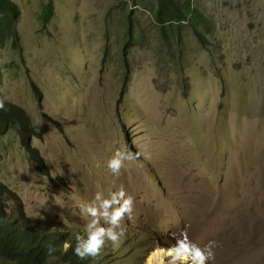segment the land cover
I'll return each instance as SVG.
<instances>
[{"label":"rangeland","instance_id":"1","mask_svg":"<svg viewBox=\"0 0 264 264\" xmlns=\"http://www.w3.org/2000/svg\"><path fill=\"white\" fill-rule=\"evenodd\" d=\"M11 1L21 49L3 52L0 98L28 113L47 170L0 136V181L25 217L85 235L79 206L123 186L127 235L100 264H148L184 231L216 242L207 264H264V0H194L208 44L189 27L165 38L155 0ZM116 150L140 153L119 176Z\"/></svg>","mask_w":264,"mask_h":264},{"label":"trees","instance_id":"2","mask_svg":"<svg viewBox=\"0 0 264 264\" xmlns=\"http://www.w3.org/2000/svg\"><path fill=\"white\" fill-rule=\"evenodd\" d=\"M155 1L157 9L152 14L165 38L171 32H178L176 27H189L202 44L209 43L207 38L213 34L214 23L194 0ZM49 11L54 14L52 7ZM49 11L45 12L44 21L51 18ZM20 16L18 4L11 0H0V88L4 79V50L9 44L15 51L21 49L16 30ZM131 40L126 41L127 44ZM33 88L40 97L39 88L35 84ZM8 131L16 132L21 148L28 153L36 167L47 175L43 158L32 142L34 138H41V135L33 126L26 110L14 103H7L0 109V136ZM78 235L81 234L42 227L33 219L26 218L20 196L0 181V264H100L98 255L81 260L74 254ZM65 244L71 247L65 250Z\"/></svg>","mask_w":264,"mask_h":264},{"label":"clouds","instance_id":"3","mask_svg":"<svg viewBox=\"0 0 264 264\" xmlns=\"http://www.w3.org/2000/svg\"><path fill=\"white\" fill-rule=\"evenodd\" d=\"M132 7L129 0V8ZM4 105L5 100L0 98V109H3ZM139 156V152L116 150L108 160L107 167L113 175L119 176L121 169L125 167V162L135 161ZM133 206L134 197L128 194L123 186L115 191L109 189L107 194L97 192L90 202L80 205L81 212L89 219L83 229L85 235L76 237L74 254L83 260L99 255L109 242L118 245L126 238L127 226L124 221L126 216L131 217ZM181 235L182 238L177 240L175 245L160 250L156 264H207L214 258L215 241H209L202 248L190 239L187 231L182 232ZM68 247L71 245L66 244L65 250Z\"/></svg>","mask_w":264,"mask_h":264},{"label":"bare ground","instance_id":"4","mask_svg":"<svg viewBox=\"0 0 264 264\" xmlns=\"http://www.w3.org/2000/svg\"><path fill=\"white\" fill-rule=\"evenodd\" d=\"M160 250L159 248L157 251H153L152 254L147 256V263L148 264H156V258L159 256Z\"/></svg>","mask_w":264,"mask_h":264}]
</instances>
